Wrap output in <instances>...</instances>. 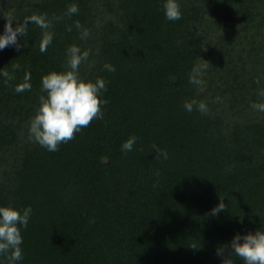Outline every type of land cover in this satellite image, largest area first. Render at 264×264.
<instances>
[{
    "label": "trees",
    "instance_id": "1",
    "mask_svg": "<svg viewBox=\"0 0 264 264\" xmlns=\"http://www.w3.org/2000/svg\"><path fill=\"white\" fill-rule=\"evenodd\" d=\"M179 3L172 21L163 0H0V33L7 17L46 13L54 34L41 52L29 22L19 48L0 50L12 77L0 76V204L32 208L17 264H222L234 234L264 227V112L251 107L264 102V0ZM71 44L89 51L80 73L106 81L107 103L48 151L28 126L42 75L64 70ZM194 66L202 86L189 83ZM25 72L31 89L18 93ZM193 99L208 112L186 111Z\"/></svg>",
    "mask_w": 264,
    "mask_h": 264
},
{
    "label": "clouds",
    "instance_id": "2",
    "mask_svg": "<svg viewBox=\"0 0 264 264\" xmlns=\"http://www.w3.org/2000/svg\"><path fill=\"white\" fill-rule=\"evenodd\" d=\"M162 7L167 20L174 21L181 18L179 0H163ZM78 11V5L72 3L68 5L66 14L70 16ZM59 18L56 17V19ZM14 20L7 17L4 30L0 33V50L9 45H16L19 48L18 34L22 37L27 36L29 22L41 29L39 50L41 52L47 50L54 34L50 31L52 22L46 13H33L20 21L16 27L12 25ZM75 27L80 32V39H87L89 29L81 25L79 21H75ZM71 30L69 26L68 31ZM65 56L64 70H51L42 75V94L38 97V106L28 126L29 138L48 151L58 150L60 143H67L73 139L74 134L80 132L83 127H87L94 118L102 119L101 105L107 103V100L102 98L103 91H106V81L102 77H96L93 80L80 73V65L87 61L89 51L82 50L77 44H71L66 48ZM14 67L18 68L19 65ZM103 67L109 72L116 70L110 63H105ZM201 75V68L194 66L189 74V83L202 86L204 81L200 78ZM0 76L12 78L6 71H0ZM30 80L31 74L25 72L22 82L18 83L14 90L18 93L30 90ZM258 94L264 97V89H261ZM194 105L201 113L208 112L207 104L203 101L197 102L195 99L184 101L183 108L191 112ZM251 107L264 112V102L253 103ZM136 140V136L130 135L122 142L121 151L125 153L132 151ZM157 155H162L164 159L168 156L167 151L161 149H158ZM223 209H225L224 202L221 200L211 209V214L215 216ZM31 213V206L20 209L12 204H0V256L6 257L7 264H17L23 259L21 229L28 226ZM229 248V257L224 259L222 264H235L232 254L239 258L242 264H264V227L254 232H237L230 240ZM217 254L222 255L223 249H217Z\"/></svg>",
    "mask_w": 264,
    "mask_h": 264
}]
</instances>
